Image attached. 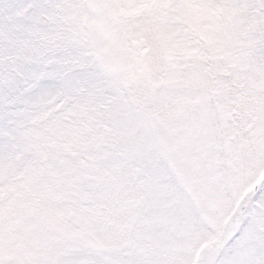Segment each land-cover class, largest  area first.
<instances>
[{
	"label": "rangeland",
	"instance_id": "rangeland-1",
	"mask_svg": "<svg viewBox=\"0 0 264 264\" xmlns=\"http://www.w3.org/2000/svg\"><path fill=\"white\" fill-rule=\"evenodd\" d=\"M263 173L264 0H0V264H207Z\"/></svg>",
	"mask_w": 264,
	"mask_h": 264
},
{
	"label": "water",
	"instance_id": "water-1",
	"mask_svg": "<svg viewBox=\"0 0 264 264\" xmlns=\"http://www.w3.org/2000/svg\"><path fill=\"white\" fill-rule=\"evenodd\" d=\"M264 181V173L257 179V181L255 182V184L253 185L252 187V190H251V194L246 202V204L239 210V211H235L233 213V215L229 218V220L227 221V223H229V225L231 227H233L237 221V219L241 216V214L247 209L248 205L250 204V202L252 201L254 195L256 194V192L259 190L262 182ZM226 226V224H225ZM225 226L221 232V235H220V241H219V244L215 250L216 254H215V261L217 260L218 256L220 255L221 253V250L225 244V241H226V230H225Z\"/></svg>",
	"mask_w": 264,
	"mask_h": 264
},
{
	"label": "bare ground",
	"instance_id": "bare-ground-1",
	"mask_svg": "<svg viewBox=\"0 0 264 264\" xmlns=\"http://www.w3.org/2000/svg\"><path fill=\"white\" fill-rule=\"evenodd\" d=\"M251 190L252 189H249V190H247L245 192V194L241 198L240 202L238 203L237 209L235 211H239L246 204V202H247V200H248V198H249V196L251 194ZM232 228L233 227H231L229 225V223H226L225 230H226V235L227 236L231 232ZM215 254H216V252L214 250L207 264H215Z\"/></svg>",
	"mask_w": 264,
	"mask_h": 264
}]
</instances>
